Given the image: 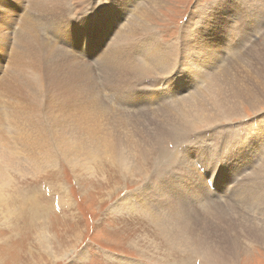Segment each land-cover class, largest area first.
I'll return each mask as SVG.
<instances>
[{"label":"bare ground","instance_id":"6f19581e","mask_svg":"<svg viewBox=\"0 0 264 264\" xmlns=\"http://www.w3.org/2000/svg\"><path fill=\"white\" fill-rule=\"evenodd\" d=\"M11 1L0 0V203L4 188L11 184L12 170L17 174L43 171L45 167L55 166L58 157L72 167L90 170L96 159L99 162L106 158L118 164L130 179H134L133 172L145 177L138 191H128L111 205V209L118 213L145 212L153 223H158L160 232H167L165 239L175 251L196 255L206 264H235L237 258L249 255L248 246L253 241L264 244L261 216L239 207L236 199L237 206L227 202L211 211L204 209L207 215L214 217L208 224V220H198L203 214L200 217L193 214L196 211L194 203L175 195L169 199L165 193L155 190L157 186L152 179L162 155L173 156L180 170L196 173L201 190L205 192L203 174L207 169H215V160L220 163L230 156L233 169L250 170L233 188V195L241 200L244 195L250 196L249 201L254 202L256 209L264 211V117L247 123L244 119L242 129L230 140L231 151L225 145L219 148L222 133L218 127L224 121L245 117L246 114L238 110L244 101L254 113L264 108V94L260 100L255 96L264 93V34L263 43L258 40L249 47L247 54L246 50L233 56L232 51L229 56L233 58L228 65L222 64L228 58L221 52L227 48L226 44L230 52L231 45L237 43L231 39L235 35L229 29L235 28L239 21L252 27L256 14L264 13V0H232L234 4L229 6L226 2L230 0H221V3L218 0L217 8L206 21L221 29L219 38L222 41L217 44L210 42L209 33L214 28L203 30L202 25L194 33L186 27L180 28L175 40L163 42L152 28V21L161 15V0H145V5H140L138 0H118L120 5H115L113 16L107 17V12L105 16L99 12L100 6L97 7L94 0H70L72 8L69 10L87 1L93 7L92 12H98L94 25L86 33L84 29L79 31L81 27L75 30V20L68 17V11L61 12V5H48L56 0ZM37 4L41 6L39 12H36ZM131 5L136 8L135 12H129L134 8ZM204 8L199 6L194 14L201 13ZM227 9L229 14L223 13ZM260 16L263 22L264 14ZM83 25L86 27V23ZM56 28L64 31L55 32ZM43 29L50 36L49 42L39 36ZM226 38L229 39L224 42ZM61 44L73 47L74 52L64 51V60L58 61L56 53H60ZM205 44H209V48H205ZM85 56L99 62L100 76L95 74ZM126 57L142 72L130 77L132 68L124 63ZM55 62L69 70L53 66ZM84 63L88 65L86 68ZM174 71L178 74L174 75ZM181 86L186 93H180ZM46 87L50 96L45 97ZM256 100L260 102L258 106ZM138 115L143 119L132 123ZM110 123L118 126L109 127ZM134 124L139 126L138 130L144 129L142 135H134ZM182 132L185 134L175 137V133ZM184 137L183 142L174 144ZM208 138H213V144L207 149L204 142ZM167 139L174 140L171 141L173 151L164 153L161 143ZM190 139L200 145L184 153L174 150L182 143L192 144ZM156 149L160 150V156L156 157L154 170H148L146 159ZM232 173L237 174L232 168L223 170L218 181L226 183ZM145 195L154 202L146 200ZM162 198L169 203L166 205ZM236 214L240 215L237 221ZM194 215L198 218L191 219ZM181 218L186 221L177 224ZM189 224L193 226L191 231L199 235V238L194 237V242L188 241L184 233L187 226L180 230ZM236 229L247 237L236 233ZM110 256L122 264L137 262L117 254Z\"/></svg>","mask_w":264,"mask_h":264},{"label":"rangeland","instance_id":"374dc122","mask_svg":"<svg viewBox=\"0 0 264 264\" xmlns=\"http://www.w3.org/2000/svg\"><path fill=\"white\" fill-rule=\"evenodd\" d=\"M56 1H58V3ZM56 1H51L48 5L53 6L59 4L61 5V12L68 11V17L76 22L75 30L81 27L79 31L84 29L86 33V30L94 25L96 20L95 15L98 12H92L93 7L91 8V5H88L87 1L75 4L74 9L81 11L78 13H75L74 9L69 10L72 8L71 3H69L70 0ZM138 1L140 5H145V0ZM161 1L163 4H161L159 10L161 15H159L160 18L156 21H152V28L155 31L157 30V35L160 36L163 42L175 40L178 32H180V28L186 27L194 33L195 29H201L199 25L203 26V30L209 27L214 28L209 33L210 42L217 44L222 41V38H219L221 34L219 25L212 26L210 24L211 22H206L212 16L215 10L214 8H217L216 2L218 0ZM10 2L13 1L10 0ZM219 2L221 3V0H219ZM94 3L95 5L97 4V7L100 6L98 10L104 16L106 12H110L111 16H113L116 10L115 5L117 3L119 4L118 0H94ZM224 3L225 2H223L222 6ZM67 4L68 6H66ZM226 5L229 6L230 3L226 2ZM257 5L260 4L257 3ZM199 6H205L204 10L199 14H194L197 10L196 8ZM131 7L133 8L134 5H131ZM40 8L41 6L37 4L36 9L38 10H36V12H39ZM58 10L60 9L58 8ZM135 11L136 8L134 7L129 12ZM229 12V9H227L226 12L223 13L229 14ZM257 14L252 27L249 26V23L243 25V23L239 21L234 25L235 28L231 27V29H229L233 33L232 35H235V37L231 39H234L237 43L231 45L232 50L230 52L227 51V44V48H225L224 51L221 49V52H224L223 55L228 58L224 60L222 64L225 63V65H228L229 60L232 59L233 56H236L238 53L246 52V50L247 54L249 47L258 40L261 42L263 41L261 37L264 34V20L263 22L260 21V14L264 13L263 11H259ZM188 17L189 19H186ZM185 21L187 23H185ZM83 22L86 23V27L83 25ZM57 30L64 31L56 28L55 32ZM146 35L148 34H145V36ZM39 36L44 39V41L49 42L50 40L49 34H47L44 29L39 31ZM57 36H59V34H57ZM241 36L245 38H241ZM215 39L216 41H213ZM228 39L229 38H226L224 42H227ZM118 45L117 42V46ZM262 45L264 46V43ZM117 46L115 43V47ZM258 46L261 47V45ZM70 47L71 46H66L65 44L60 45V48H58V52L60 53H56L58 61L64 60V56L62 55L64 51L68 50L70 53L74 52V48ZM205 48H209V44H205ZM35 49H38V45ZM185 51L188 52L187 49H185ZM232 51L235 54L229 56ZM79 57L83 58L82 55H79ZM85 58L87 61L91 62L90 65L95 69V74L100 76V72L98 71L99 62L89 59L86 56ZM123 60H125L124 63L129 68H132V75L130 77L142 72L134 68V61L129 62L127 57ZM56 62L53 63V66L69 70ZM172 62L175 64L174 61ZM84 64L86 68L88 65L86 63ZM202 65L204 66L205 64ZM27 71H29V69H27ZM173 74L177 75L178 73L174 71ZM188 75L185 74L186 77ZM29 76L31 78L34 77L31 72ZM181 88L183 87L181 86ZM43 92L45 97L50 96L47 87ZM184 93L186 92H181V94ZM258 94L255 95L258 100L263 99L264 93H262V95L261 93ZM247 104V101H244L240 104V108L238 107V110L240 109L246 114L245 117H236L232 121L227 120L220 123L221 125L218 124L220 133H222L219 141V148H224L225 139L228 135L234 134L239 128L243 127L244 119H247V123L248 121L252 122L253 120L264 117V108L254 113L250 109L251 107L249 104ZM259 104L260 102L256 100L255 105L258 106ZM145 117L148 118L147 116ZM125 118L127 119V117H124V119ZM141 119H143L142 115L141 117L138 115L132 123L140 122ZM87 124L93 126L91 122ZM108 126L115 128L118 124L110 123ZM230 126L232 127L229 128ZM138 128V125L134 124L132 126L134 135H136V133L142 135L144 132V129L140 131ZM8 132L6 131L5 134L9 135ZM117 132H119V130H117ZM175 134H177L175 135V137H177L180 136V134L184 135L185 132ZM184 139L185 137L175 141L174 144H176V142H183ZM167 141H163V144L161 143V145H164L162 148V152L164 153L173 151V145H171L173 143L171 141L174 140L167 139ZM212 144L213 138H208L207 142H205L206 147H210ZM159 151V149H156L148 155L146 159V167L148 170L156 165V157L160 156ZM186 156L189 158V155L186 154ZM166 157L168 159H166ZM166 157L162 155L157 162L159 168L153 173L154 176H156L155 179L154 176L152 178L155 180L157 186L155 190L165 193L171 200L172 195L180 196L182 200L187 198L190 204H195L194 207L196 211H194L193 214H199L197 215L198 217L203 214L202 218L198 220L203 221L205 219L208 220V224L211 223L214 217L207 215L204 209L208 208V210L211 211L220 203L223 206L224 204L227 205V202H230L235 206L239 204L238 206L248 211V213L252 211L259 213V217L261 216L260 218L264 222V211L261 212L256 209L258 207L254 206V202L249 201L250 196L244 195V200H241L233 195V188L239 185L240 179L243 175L248 174L250 170L239 172L233 169L232 164L228 165L224 170L232 168L237 174H230L232 176L226 183L218 181V178L223 175V170L206 171L202 174L204 175L203 181L206 183L205 186L207 191L202 192L198 182L199 178L196 177L195 172L189 169L178 170V163L175 158L173 156L172 158L169 156ZM213 163L216 165L218 164L216 160ZM257 166L258 164H256L255 167ZM166 167L172 169L169 170ZM213 167L215 168V165H213ZM152 170H154V168ZM10 174L12 180L11 184L4 188L2 202L0 203V264H122L119 261H114V259L110 257V254H117L126 258L135 259L137 264H206L202 263L196 255L184 251H175V247H172V244L168 243L165 239L167 232H160L161 229L158 223H153L154 220L149 218L145 212L143 213V211L139 210L140 212L118 213L111 209V205L124 194L126 196L128 191H138L137 187L145 181V177L143 175L140 176L137 172H133L134 179H130L128 174L124 173L118 164L110 160L108 161L106 158H102L99 162H97L96 159L93 168L86 170L81 167H72L65 159L58 157L55 166L45 167L43 171L17 174L12 170ZM130 176L133 177L132 175ZM160 180H164V182H160ZM189 194L192 195L189 196ZM197 198L199 201L196 200ZM206 198L208 200H206ZM234 199L238 201V204L235 203ZM161 200L164 201L166 205L169 203L168 199L165 200V198H162ZM158 208L164 209L166 206H159ZM239 214H236V221L240 215L244 218H250L243 214ZM195 215L190 218L197 219L198 217ZM183 221L186 220L181 218L176 223L179 224ZM223 222L222 226H224ZM190 224L184 225L180 230L187 226L184 233H186L188 241L194 242V237L196 236L199 238V235L191 231L193 226H190ZM236 233H239L237 229ZM239 234L247 237L242 233ZM248 248H250V252H248L249 255L243 256L240 260L237 258L235 264H264V244L259 241H253ZM80 253H83V255ZM81 256H83L82 260L80 258Z\"/></svg>","mask_w":264,"mask_h":264}]
</instances>
